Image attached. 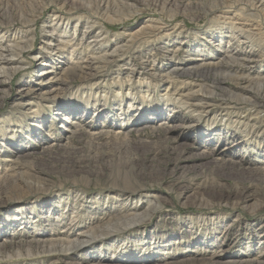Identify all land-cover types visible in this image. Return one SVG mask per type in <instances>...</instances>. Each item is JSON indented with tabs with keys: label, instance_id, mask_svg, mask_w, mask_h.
I'll return each mask as SVG.
<instances>
[{
	"label": "rangeland",
	"instance_id": "1",
	"mask_svg": "<svg viewBox=\"0 0 264 264\" xmlns=\"http://www.w3.org/2000/svg\"><path fill=\"white\" fill-rule=\"evenodd\" d=\"M0 57V264L264 262V0H0Z\"/></svg>",
	"mask_w": 264,
	"mask_h": 264
},
{
	"label": "bare ground",
	"instance_id": "2",
	"mask_svg": "<svg viewBox=\"0 0 264 264\" xmlns=\"http://www.w3.org/2000/svg\"><path fill=\"white\" fill-rule=\"evenodd\" d=\"M19 43V42H18ZM13 47V46H12ZM7 52V51H6ZM2 56V55H1ZM233 56V55H232ZM5 57V56H4ZM234 57V56H233ZM229 58H230V55H229ZM0 59H3V58H1L0 57ZM227 59H228V57H227ZM234 59H235V57H234ZM244 59V58H243ZM4 60V59H3ZM218 60V59H217ZM226 60V59H225ZM229 60V59H228ZM236 60H237V58H236ZM222 61V60H221ZM240 61H243V60H241V58H240ZM2 61L0 60V63H1ZM226 62V61H225ZM224 62V63H225ZM235 62V61H234ZM238 62V61H237ZM7 63V62H6ZM214 63V62H213ZM212 63V64H213ZM223 62H217L214 66L217 68V69H222L221 67L223 66V65H225ZM231 63V62H230ZM242 63V62H241ZM210 64V63H209ZM229 64V63H228ZM234 64V63H233ZM235 65V64H234ZM238 65H239V63H238ZM242 65V64H241ZM79 66V65H78ZM242 66H244V65H242ZM234 67V66H233ZM236 67V66H235ZM73 68V67H72ZM86 68V67H85ZM199 69H201V68H197V67H185V68H182L181 70H179V69H174V71H173V74H176V75H184V74H186V75H189V76H191L192 74H196V72H198V70ZM217 69H216V71H217ZM72 70H74V69H72ZM204 71H206V69L204 70ZM222 71H223V69H222ZM229 75V74H228ZM235 75H236V73H235ZM234 75V76H235ZM238 76V75H237ZM242 78V80L244 81V79H246L245 77H242V76H239L238 77V79L240 80ZM237 79V80H238ZM239 80L237 81V82H239ZM252 80V79H251ZM254 81V80H253ZM252 82V81H251ZM247 83H248V81H247ZM246 83V84H247ZM0 84H1V81H0ZM218 84V83H217ZM239 84V86H240V84H242V83H238ZM249 84V83H248ZM219 85V84H218ZM220 86V85H219ZM260 86L262 87V86H264V84L262 83V84H260ZM239 90H240V92H236L235 91V94H234V96L235 97H238V98H243L244 97V95H246V91H247V86H242L241 85V87L239 88ZM192 92V91H191ZM196 93H198V91H195ZM195 93V94H196ZM193 97H194V95H193ZM233 97V96H232ZM61 108V107H60ZM67 110V109H66ZM165 116V115H164ZM164 116H162V119H161V121L158 123L159 125L160 124H163L164 126H166V127H169L170 129H174L175 127L177 128V125H174V124H170V123H168V121H170V119L169 118H166V117H164ZM73 120H75V119H73ZM77 123V122H76ZM79 123V122H78ZM76 128V127H75ZM180 155H181V157H183V158H189L191 155H190V153L189 152H187V151H185V150H182L181 152H180ZM193 155V154H192ZM194 156H196V155H194ZM206 156V155H205ZM193 157V156H192ZM202 157V156H201ZM204 157V156H203ZM2 182V181H1ZM89 230H87V232H88ZM85 234L87 233L86 231H83ZM37 241H38V239H37ZM45 241H42V243H44ZM33 243L35 244V246H37L38 244H40L41 242H26V245L28 246V248H32V245H33ZM77 245L79 246V239H72V240H64V239H58V240H56V241H50L49 242V245L48 246H46L45 244L44 245H42L41 247H42V251H47V252H60V251H66V252H68V251H70V250H72V249H74L75 247H77ZM39 246V245H38ZM1 248V247H0ZM36 248V247H35ZM3 249H5V246L3 245ZM1 251V250H0ZM18 252V251H17ZM260 256V255H259ZM210 261V263L211 264H216L217 262L216 261H213V260H209ZM254 263V264H264V262H261V261H258V260H251V263Z\"/></svg>",
	"mask_w": 264,
	"mask_h": 264
}]
</instances>
